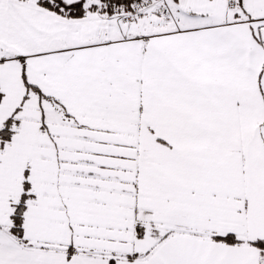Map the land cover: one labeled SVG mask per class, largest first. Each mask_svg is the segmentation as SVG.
<instances>
[{
	"label": "snow or ice",
	"instance_id": "obj_1",
	"mask_svg": "<svg viewBox=\"0 0 264 264\" xmlns=\"http://www.w3.org/2000/svg\"><path fill=\"white\" fill-rule=\"evenodd\" d=\"M0 264H264V0H0Z\"/></svg>",
	"mask_w": 264,
	"mask_h": 264
}]
</instances>
